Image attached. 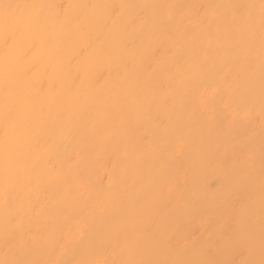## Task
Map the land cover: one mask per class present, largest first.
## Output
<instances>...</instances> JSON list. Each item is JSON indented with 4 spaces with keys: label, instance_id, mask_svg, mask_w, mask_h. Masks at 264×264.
<instances>
[{
    "label": "bare ground",
    "instance_id": "6f19581e",
    "mask_svg": "<svg viewBox=\"0 0 264 264\" xmlns=\"http://www.w3.org/2000/svg\"><path fill=\"white\" fill-rule=\"evenodd\" d=\"M0 264L264 261V0H0Z\"/></svg>",
    "mask_w": 264,
    "mask_h": 264
},
{
    "label": "snow or ice",
    "instance_id": "6c2138e0",
    "mask_svg": "<svg viewBox=\"0 0 264 264\" xmlns=\"http://www.w3.org/2000/svg\"><path fill=\"white\" fill-rule=\"evenodd\" d=\"M0 7L4 9V17H5V20L7 21L9 18L14 16L13 9L18 8L19 6L18 5L13 6L11 4H3V5H0ZM261 264H264V261H261Z\"/></svg>",
    "mask_w": 264,
    "mask_h": 264
}]
</instances>
